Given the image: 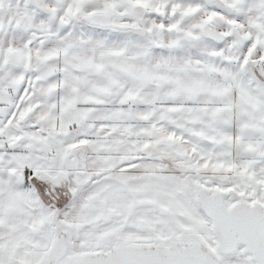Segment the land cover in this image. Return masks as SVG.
Listing matches in <instances>:
<instances>
[{
  "label": "snow or ice",
  "instance_id": "6c2138e0",
  "mask_svg": "<svg viewBox=\"0 0 264 264\" xmlns=\"http://www.w3.org/2000/svg\"><path fill=\"white\" fill-rule=\"evenodd\" d=\"M0 264H264V0H0Z\"/></svg>",
  "mask_w": 264,
  "mask_h": 264
}]
</instances>
